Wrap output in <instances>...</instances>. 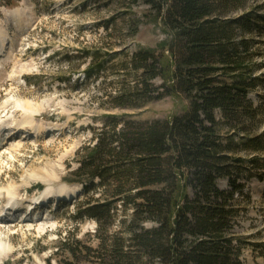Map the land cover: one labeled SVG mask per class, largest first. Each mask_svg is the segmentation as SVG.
<instances>
[{"label":"trees","instance_id":"trees-1","mask_svg":"<svg viewBox=\"0 0 264 264\" xmlns=\"http://www.w3.org/2000/svg\"><path fill=\"white\" fill-rule=\"evenodd\" d=\"M251 1L145 0L169 38L160 51L140 48L121 62L122 72L139 80L117 86L105 102L109 108H138L139 101L176 94L188 108L150 121L107 115L94 131L95 142L76 151L78 166L66 180L91 195L77 217L96 223L97 247L86 251L97 264H241L240 244L230 233L235 209L229 202L241 190L233 174L244 159L227 153L254 154L247 162L264 174V141L245 135L224 142L218 128L245 130L240 117H256L247 97L256 77L250 73L254 53L246 35L259 18L253 17ZM236 12L241 14L232 16ZM87 55L84 75L96 78L102 65L94 64V53ZM219 178H227L231 190L220 189ZM119 211H131L129 220L118 219ZM115 220L119 230L112 231ZM73 244L77 241L65 239L59 248L72 254Z\"/></svg>","mask_w":264,"mask_h":264},{"label":"rangeland","instance_id":"rangeland-1","mask_svg":"<svg viewBox=\"0 0 264 264\" xmlns=\"http://www.w3.org/2000/svg\"><path fill=\"white\" fill-rule=\"evenodd\" d=\"M250 3L253 17H259L252 34L246 35L254 53L250 73L256 77V86L247 97L256 117L253 121L240 117L238 125L245 130L221 125L218 131L224 142L230 136L237 141L245 135L264 141V9L258 7H264V0ZM237 14L241 12L232 16ZM0 29L10 37L0 56V120L15 123L18 111L25 112L18 106L27 104L36 123L59 128L48 136L8 141L12 145L18 142L19 147L0 152V206L7 202L4 193L11 185L26 184L15 195L25 203L48 186L59 194L62 189L65 192L62 198L51 196L53 205L47 202L46 218L38 223L14 220L0 224L4 250L0 264H97L86 251L97 247L96 223L77 217L79 206L91 195L66 179L73 177L78 166L76 151L95 142L94 131L107 122V115L128 114L135 120L150 121L182 114L188 108V101L176 94L139 101L138 108H109L111 104L105 102L117 86H132L139 80L132 72H122L119 64L129 61L140 48L160 51L169 34L145 0H0ZM87 51L94 53L95 65H102L96 78L84 75L90 62ZM153 84L158 87L161 80L156 78ZM5 103L9 105L3 110ZM216 117L224 122L219 111ZM8 127H1L5 138ZM227 154L244 159L233 174L242 184L241 190L229 202L235 209L230 233L240 244L238 260L264 264V174L250 168L247 161L254 154L242 150ZM216 183L220 189L231 190L227 178ZM130 213L119 211L117 218L127 217L128 221ZM116 220L112 231L119 230ZM65 239L77 241L72 254L59 248Z\"/></svg>","mask_w":264,"mask_h":264},{"label":"bare ground","instance_id":"bare-ground-1","mask_svg":"<svg viewBox=\"0 0 264 264\" xmlns=\"http://www.w3.org/2000/svg\"><path fill=\"white\" fill-rule=\"evenodd\" d=\"M13 13H17V11L15 10ZM16 24V23H15ZM19 25V24H18ZM10 38V37H9ZM7 38L6 33L4 32V30L0 29V56H2L3 52L5 53L6 48L10 42V39ZM8 103L3 104V110L6 109L8 107ZM25 109V112H19L18 114V120L11 124L8 123L5 120H0V152L5 148V149H9L13 150V147H19V143L17 142V144L15 143L14 145H12L11 142L8 143V141L10 140H14L16 141V139H19V137H21L22 139H26L27 136H24L22 134L19 135V131L20 130H25L27 128V134L30 137L33 138H38V137H43V136H48L50 133L53 132H58L59 128H55L54 125H46L45 123H36L35 122V114L33 115L30 111L27 112V108L29 109V105L24 104V105H19L18 107H22ZM3 126H9L8 129H6L8 132L10 133V136H8V138L3 137V135H1V127ZM8 145V147H5V145ZM15 184V183H14ZM26 185L25 183H22L21 185H11L10 187H7L6 191H5V196H6V200H8L11 205H15L9 208H6L5 210L2 209V212L6 213H10L8 216H6L5 218L1 219L0 218V224L1 223H11V218L13 216H15V214L18 211H22V213L24 214V221L23 222H32L31 220V215L29 214L30 211L27 209L28 205H31V201H26V203L24 201H19L15 195L18 193V189L23 186ZM80 186H77L75 188H73V190L71 191V193H76V191L79 189ZM59 191V190H58ZM57 190H53L50 188V186L45 187L41 193H40V197L38 198V203L35 204V206L33 208H41L43 205L45 206L49 200V198L53 195V194H59ZM61 193L59 194L60 196H58L59 198H62L65 196V192L64 190H60ZM1 199V198H0ZM42 209V208H41ZM14 210V212L12 211ZM45 215L47 213V210H45ZM28 218V219H27ZM46 218V217H45ZM44 218V219H45ZM42 219V218H41ZM40 220V219H39ZM4 256V250L3 248L0 247V262L2 260V257Z\"/></svg>","mask_w":264,"mask_h":264}]
</instances>
